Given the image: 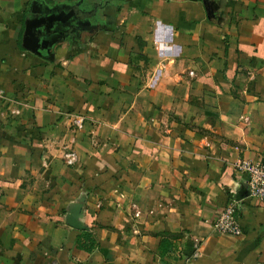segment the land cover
I'll return each mask as SVG.
<instances>
[{"label": "crops", "instance_id": "obj_1", "mask_svg": "<svg viewBox=\"0 0 264 264\" xmlns=\"http://www.w3.org/2000/svg\"><path fill=\"white\" fill-rule=\"evenodd\" d=\"M242 160L264 0H0V264H264Z\"/></svg>", "mask_w": 264, "mask_h": 264}, {"label": "built area", "instance_id": "obj_2", "mask_svg": "<svg viewBox=\"0 0 264 264\" xmlns=\"http://www.w3.org/2000/svg\"><path fill=\"white\" fill-rule=\"evenodd\" d=\"M83 121V118H74L73 124L78 129H82ZM66 159L69 164H73L77 160L76 153L73 151L67 153ZM233 168L237 173L247 176L250 197L264 203V161L242 160L238 161ZM236 213V203L229 205L214 222V230L224 235L240 236L241 228Z\"/></svg>", "mask_w": 264, "mask_h": 264}, {"label": "water", "instance_id": "obj_3", "mask_svg": "<svg viewBox=\"0 0 264 264\" xmlns=\"http://www.w3.org/2000/svg\"><path fill=\"white\" fill-rule=\"evenodd\" d=\"M31 23H32V22H29V24H28V30H27V35H28V36L32 35V34L30 33L31 28H33L32 25H31ZM29 39H30V38H29ZM29 39H28V42H27L28 46L26 45L25 47H26L27 49L31 50V40H29ZM29 47H30V48H29ZM71 226L74 227V228H80V229H81V226H80V225H77L76 222H71Z\"/></svg>", "mask_w": 264, "mask_h": 264}]
</instances>
